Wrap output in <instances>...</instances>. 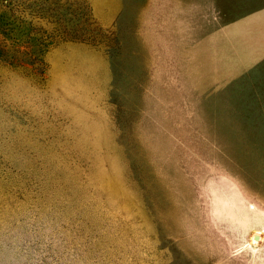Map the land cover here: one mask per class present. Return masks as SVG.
I'll return each instance as SVG.
<instances>
[{
  "label": "rangeland",
  "instance_id": "374dc122",
  "mask_svg": "<svg viewBox=\"0 0 264 264\" xmlns=\"http://www.w3.org/2000/svg\"><path fill=\"white\" fill-rule=\"evenodd\" d=\"M0 264H264V0H0Z\"/></svg>",
  "mask_w": 264,
  "mask_h": 264
}]
</instances>
